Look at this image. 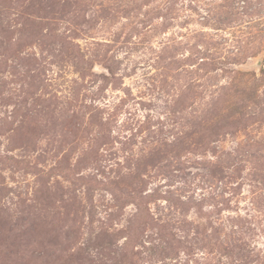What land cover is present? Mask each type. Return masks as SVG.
I'll use <instances>...</instances> for the list:
<instances>
[{
	"label": "rangeland",
	"instance_id": "obj_1",
	"mask_svg": "<svg viewBox=\"0 0 264 264\" xmlns=\"http://www.w3.org/2000/svg\"><path fill=\"white\" fill-rule=\"evenodd\" d=\"M0 264H264V0H0Z\"/></svg>",
	"mask_w": 264,
	"mask_h": 264
}]
</instances>
